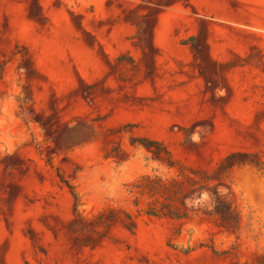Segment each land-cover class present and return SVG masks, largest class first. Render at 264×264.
<instances>
[{
  "label": "rangeland",
  "instance_id": "obj_1",
  "mask_svg": "<svg viewBox=\"0 0 264 264\" xmlns=\"http://www.w3.org/2000/svg\"><path fill=\"white\" fill-rule=\"evenodd\" d=\"M231 153L235 232L128 192ZM257 160L264 0H0V264H264Z\"/></svg>",
  "mask_w": 264,
  "mask_h": 264
},
{
  "label": "trees",
  "instance_id": "obj_2",
  "mask_svg": "<svg viewBox=\"0 0 264 264\" xmlns=\"http://www.w3.org/2000/svg\"><path fill=\"white\" fill-rule=\"evenodd\" d=\"M157 145L160 146V144ZM143 146L148 148L147 145ZM151 152L154 160L162 161L160 151ZM237 155L246 156L231 153L211 172L205 169H196L190 170L188 174L180 172L173 178L143 175L130 184L128 192L133 196L135 204H138L141 199L146 200V214L182 218L188 217L192 213L202 212L212 216L220 227L235 232L239 229L240 216L232 207L227 196L218 191V187L223 185L222 174L235 165L230 163V160ZM253 163L257 170L264 172L262 162L257 160ZM172 164L171 162L168 163L169 166ZM203 191H207L209 194L211 208L202 209L187 203V200L191 199L194 193L200 196Z\"/></svg>",
  "mask_w": 264,
  "mask_h": 264
}]
</instances>
